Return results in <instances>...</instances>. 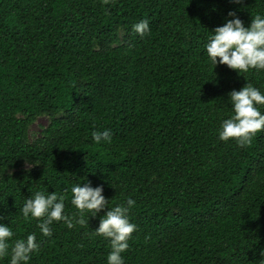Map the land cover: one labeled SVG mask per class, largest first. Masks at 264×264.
Listing matches in <instances>:
<instances>
[{
	"label": "trees",
	"instance_id": "obj_1",
	"mask_svg": "<svg viewBox=\"0 0 264 264\" xmlns=\"http://www.w3.org/2000/svg\"><path fill=\"white\" fill-rule=\"evenodd\" d=\"M229 11L247 27L264 0H0V223L10 247L36 234L27 264H107L94 230L126 198L124 264H264V131L245 147L217 138L227 94L264 93V70L212 69L204 48ZM105 128L111 143L94 142ZM84 182L109 200L85 224L53 222L44 237L21 215L27 197L55 191L77 216L71 188Z\"/></svg>",
	"mask_w": 264,
	"mask_h": 264
},
{
	"label": "clouds",
	"instance_id": "obj_2",
	"mask_svg": "<svg viewBox=\"0 0 264 264\" xmlns=\"http://www.w3.org/2000/svg\"><path fill=\"white\" fill-rule=\"evenodd\" d=\"M110 0H103L108 4ZM239 3L240 0H233ZM227 19L221 26L215 27L204 45L207 58L212 69L217 64L226 65L237 74L247 73L250 69L264 70V16L256 14L251 17L250 24L245 27L244 22L229 11ZM133 31L143 37L149 29V21L141 19L132 25ZM231 115L223 119L218 129V139L228 141L230 138L240 147L251 144L253 137L264 131V112L258 106H264V93L245 84L239 90L233 89L228 94ZM91 138L96 143H111L112 133L109 129L93 130ZM71 204L77 209V216L64 212V196L55 191L45 195L41 191L27 197L20 209L26 218H35L40 233L44 237L52 235L50 225L53 222L63 223L69 228L75 223L83 225L86 221L83 215L95 217L108 205L101 185L93 187L90 182L78 183L71 188ZM135 201L126 198L123 204H116L108 208L99 218V224L94 232L98 236L108 239L110 251L106 256L107 264H124L121 253L129 247V239L135 231L136 225L130 222L129 212ZM3 219V217H0ZM13 230L8 224L0 223V259L9 257L8 264H27L31 253L38 251L39 243L35 233H29L25 238L16 239L10 247Z\"/></svg>",
	"mask_w": 264,
	"mask_h": 264
},
{
	"label": "rangeland",
	"instance_id": "obj_3",
	"mask_svg": "<svg viewBox=\"0 0 264 264\" xmlns=\"http://www.w3.org/2000/svg\"><path fill=\"white\" fill-rule=\"evenodd\" d=\"M49 118L42 116L37 118V120L31 125L29 129V139L33 141L35 138L40 136L41 131L48 125Z\"/></svg>",
	"mask_w": 264,
	"mask_h": 264
}]
</instances>
